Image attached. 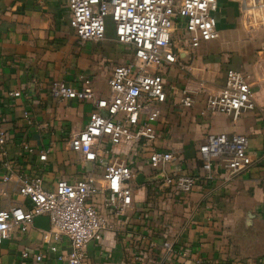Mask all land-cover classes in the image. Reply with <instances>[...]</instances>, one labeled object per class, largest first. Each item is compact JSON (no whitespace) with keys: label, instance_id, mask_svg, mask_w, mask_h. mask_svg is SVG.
Masks as SVG:
<instances>
[{"label":"crops","instance_id":"0c3cea01","mask_svg":"<svg viewBox=\"0 0 264 264\" xmlns=\"http://www.w3.org/2000/svg\"><path fill=\"white\" fill-rule=\"evenodd\" d=\"M215 15L221 31L216 48L201 51V45L193 48L189 42L181 47L180 39H175L180 63L164 69L168 98L156 124V147H179L184 152L172 171L201 176V180L181 199L168 201L166 213L158 195L161 191L151 183L149 149L135 144L129 153L121 154L145 178V182L136 180L137 210L104 233L103 240L87 244L85 264H143L133 256L151 240L161 243L164 234L178 237V248L187 251L170 264H264V28L249 34L242 31L236 1L220 0ZM70 19L68 0H0V121L9 135L5 151L0 150V181L11 172L39 174L44 188L53 190L62 178L73 182L86 172L104 173L103 166L82 163L77 153L65 148L69 135L87 124L94 104L54 98L50 85L66 80L80 87L83 77L89 76L97 94L105 97L114 67L132 60L134 51L116 41L111 20L104 41L81 44ZM228 67L246 69L256 108L237 118L204 113L202 86H223ZM186 87L194 91L192 107L181 104ZM211 133L247 135L255 164L234 178L218 170L213 180L203 179L198 149ZM45 150L50 151L47 160H41ZM114 157L111 151L105 154L104 164ZM12 198L32 205L16 192ZM6 204L0 194V206ZM43 231L33 225L5 241L0 245V264H64L58 256L69 252V240L63 237L58 250L48 252ZM25 250L44 252L46 257L24 259Z\"/></svg>","mask_w":264,"mask_h":264},{"label":"built area","instance_id":"2783aa9c","mask_svg":"<svg viewBox=\"0 0 264 264\" xmlns=\"http://www.w3.org/2000/svg\"><path fill=\"white\" fill-rule=\"evenodd\" d=\"M231 1L239 5L244 28H264V0ZM219 2L68 0L70 25L79 43L104 41L108 20H111L116 41L134 51L132 60L114 67L105 97L97 94L89 76L83 77L80 87L66 80H56L50 85L54 98L94 104L87 124L69 135L65 148L77 153L82 163L103 166L104 173L86 172L73 182L62 178L53 190L44 188L43 177L39 174L11 172L5 175L0 181V194L7 201L5 206H0V245L17 234L26 233L34 225V219L44 215L49 217L51 225L49 231H43L48 252H56L58 242L66 237L70 250L58 259L64 264H85L87 244L103 240L104 233L114 230L123 218L137 210L138 172L126 159L120 158L135 144L149 149L151 183L161 191L158 195L162 197L164 212L167 213L168 201L181 199L198 185L201 176L172 171L173 165L183 160L184 152L179 147L157 148L156 124L168 98L164 69L180 63L174 37L177 26L184 30L186 41L193 48L199 47L202 41L219 39L221 31L215 15ZM208 86H202L206 94L204 113H227L237 118L241 112L256 108L250 75L239 69H226L223 86ZM193 94L188 87L183 89L181 104L184 107L194 105ZM8 136L0 121L2 152ZM249 142V137L240 133L208 134L198 149L204 171L202 178L213 180L218 170H223L229 178L248 171L255 164L249 153ZM24 148L33 152L29 145L25 144ZM110 151L115 157L104 164L103 157ZM49 152L43 151L40 159L47 160ZM15 192L28 198L32 205L28 207L14 201ZM178 242V237H165L164 234L161 243L151 240L133 258L143 264H170L175 258L187 255V251L178 248ZM22 256L24 259L33 257L36 261L46 257L44 252L27 250Z\"/></svg>","mask_w":264,"mask_h":264},{"label":"rangeland","instance_id":"374dc122","mask_svg":"<svg viewBox=\"0 0 264 264\" xmlns=\"http://www.w3.org/2000/svg\"><path fill=\"white\" fill-rule=\"evenodd\" d=\"M240 17H241V12H240ZM230 18H232V13H230ZM177 27L178 28L175 31L174 37H175V39L176 38L180 39V41H181L180 46L181 47H186L188 44H182V42L183 43L187 42L186 41V36L184 35V30L179 25ZM257 29H258V27L257 28H250V27L244 28V26H243L241 28L242 31H244L245 33H248V34L253 32L254 30H257ZM217 44H218V40L202 41L201 46L199 47V50H201V51H204L206 49H211L212 50L213 48L217 47ZM242 66H244L246 68V65L242 64ZM243 71L245 73L247 72L246 69H244Z\"/></svg>","mask_w":264,"mask_h":264},{"label":"water","instance_id":"95a60500","mask_svg":"<svg viewBox=\"0 0 264 264\" xmlns=\"http://www.w3.org/2000/svg\"><path fill=\"white\" fill-rule=\"evenodd\" d=\"M185 53H186L185 51L182 52V54H185ZM137 181L139 183L140 182H145L144 175L143 174L138 175ZM34 226H36L38 228H41L43 230L49 231L50 228H51L49 217L48 216H44V215L37 216L34 219Z\"/></svg>","mask_w":264,"mask_h":264}]
</instances>
